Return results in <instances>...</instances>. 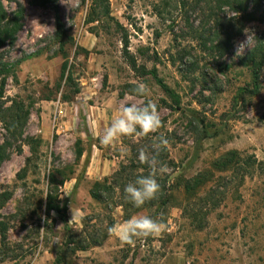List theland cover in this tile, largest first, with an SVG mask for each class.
<instances>
[{"label":"rangeland","instance_id":"rangeland-1","mask_svg":"<svg viewBox=\"0 0 264 264\" xmlns=\"http://www.w3.org/2000/svg\"><path fill=\"white\" fill-rule=\"evenodd\" d=\"M166 2L111 0L112 19L88 24V0H59L73 39L62 49L51 7L3 0L9 14L18 6L25 9L16 45L4 49L11 66L4 101L6 107L23 103L29 117L23 139L13 144L0 169V196L9 195L0 207V222L8 228L6 239L0 232V264H54L70 233L83 231L102 244L76 254L71 246L65 264H264V92L235 101L251 83L242 63L264 31V0H256L257 10L251 5L247 16L197 6L194 0ZM126 35L129 56L145 74L130 66ZM248 35V47L237 55ZM153 70L178 97L180 108L148 74ZM138 82L149 86L150 96L131 94ZM147 99L156 102L163 121L159 134L169 141V158L165 151L159 156L168 171L157 177L167 189L176 187L178 177L214 172L213 163L230 152H238L249 166L207 176V186L190 200L174 189L166 206L134 214L163 220L168 227L158 237L124 245L108 228L112 220L124 221L123 209L114 203L128 200L117 190L113 199L103 194L104 204L91 191L121 165L133 162L140 173L149 169L138 161V151L150 145L151 136L124 137L105 147L99 135L121 104ZM199 120L211 138L200 141ZM6 138L0 121V145ZM57 170L70 176L57 197L68 209V228L58 215L45 212L50 175Z\"/></svg>","mask_w":264,"mask_h":264},{"label":"trees","instance_id":"trees-1","mask_svg":"<svg viewBox=\"0 0 264 264\" xmlns=\"http://www.w3.org/2000/svg\"><path fill=\"white\" fill-rule=\"evenodd\" d=\"M33 5L39 7H51L55 13V40L61 44L62 49L65 47L67 42H72L73 39L65 30V24L63 22L59 0H30ZM90 2V13L88 18V24H92L97 20H111V0H88ZM169 2L173 0H167ZM83 3L87 0H82ZM168 2V3H169ZM187 2V0H184ZM197 6L205 4L211 6V9H224L228 8L236 14L247 16L249 14V9L251 5H254L256 10L258 8V3L256 0H194ZM167 3V2H166ZM167 3V4H168ZM170 4V3H169ZM253 16V13L251 14ZM251 16V17H252ZM24 17L25 9L22 6L12 13L9 14L5 8L3 0H0V121L3 123L5 131L7 133V138L4 144L0 145V169L3 163L10 156V148L14 143L23 139L24 129L27 125V120L29 117V112L26 106L21 102H14L10 107H6L4 101V95L7 87V80L11 74V66L5 61V52L6 47H14L18 40V35L24 28ZM124 52L125 55L129 58L130 66L135 71H141L144 74L147 72L144 68L140 69L137 65L136 60L129 56V40L126 35L124 40ZM244 66L248 69L251 76V83L239 90L238 95L235 98V101H244L247 98H254L259 96L264 92V84L262 81V73L264 70V31L258 40L255 47L247 54L243 60ZM68 68V63L65 62L62 67V77L65 76V73ZM161 86L163 91L173 98L174 102L180 108V101L178 97L173 93V91L166 85L164 82L159 79L157 72L155 70L148 72ZM69 80L72 78L70 75ZM190 114L194 115L192 111ZM200 127V141L211 138V132L208 130V127L205 125L204 120H199ZM166 157L169 158V152L166 149ZM83 156V151L81 149L77 152V159L80 160ZM169 164L172 162L169 160ZM238 166H249L248 162H241V156L238 152H230L224 155L222 158L213 163L212 169L215 173H226L229 174L231 171L236 170ZM143 173L141 169L134 167L133 162L128 165H121L119 170H117L111 177L104 178L100 182H96L91 191V196L94 200L107 204L108 198L113 199L117 190H120L123 194V200H125L124 187H120L119 183L124 179H136L138 176L147 175L150 169L143 168ZM212 170L199 174L191 179H185L183 177L177 178L176 187H169L167 189V184L158 181L161 185V191L158 194V198L149 202H146L141 208L134 207L129 201H121L120 203H114L116 207H121L124 212V220L130 218L136 213L141 212L145 209H154L158 207H164L167 205L170 200L171 195L169 192H172L174 189L182 191L183 194L190 200L192 197L197 196V194L202 191L203 188L207 186L209 182L208 177L214 176ZM246 172V171H245ZM73 172L70 173V175ZM57 176L62 177L61 181H57ZM70 176L66 170H57L50 175L49 188L46 194L45 201V212L47 216H50L51 213H55L60 217L62 224L68 228V209L62 207L57 201L58 197V187L63 186ZM113 180V181H112ZM130 182V181H129ZM127 184V183H126ZM106 194L108 198L103 197ZM8 193L0 196V205L3 206L8 200ZM106 198V199H105ZM114 221L112 220V225ZM8 228L7 224L0 222V232L3 239H6ZM104 237V239H106ZM103 240L97 237L88 236L87 231L81 233H70L69 239L65 241L63 247L60 249L59 254L54 262V264H65L66 263V252L67 249L72 246L71 253L76 254L79 251H87L92 246H98L102 244Z\"/></svg>","mask_w":264,"mask_h":264},{"label":"clouds","instance_id":"clouds-1","mask_svg":"<svg viewBox=\"0 0 264 264\" xmlns=\"http://www.w3.org/2000/svg\"><path fill=\"white\" fill-rule=\"evenodd\" d=\"M249 35L245 42L237 47V55H242L248 47ZM135 97L150 96V88L143 82H138L131 90ZM163 127L161 114L156 102L151 99L136 103L128 101L120 105L110 124L99 135V142L105 147L113 146L124 137H150L151 143L138 151V161L150 169L147 175L138 176L133 182L124 187L125 198L134 207L141 208L146 202L158 198L161 185L158 176L167 173L168 166L159 160L162 152L166 151L169 141L159 134ZM167 224L160 219L148 215H133L120 223L108 228L110 236L115 237L121 244L133 245L137 240L158 237L167 230Z\"/></svg>","mask_w":264,"mask_h":264}]
</instances>
